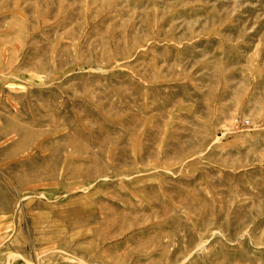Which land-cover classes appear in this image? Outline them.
Wrapping results in <instances>:
<instances>
[{
	"label": "rangeland",
	"instance_id": "obj_1",
	"mask_svg": "<svg viewBox=\"0 0 264 264\" xmlns=\"http://www.w3.org/2000/svg\"><path fill=\"white\" fill-rule=\"evenodd\" d=\"M0 264H264V0H0Z\"/></svg>",
	"mask_w": 264,
	"mask_h": 264
}]
</instances>
